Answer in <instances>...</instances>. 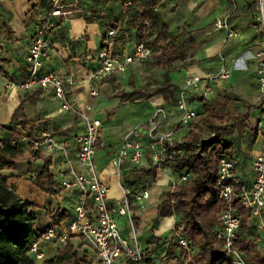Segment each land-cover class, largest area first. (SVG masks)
Returning <instances> with one entry per match:
<instances>
[{"label":"crops","instance_id":"obj_1","mask_svg":"<svg viewBox=\"0 0 264 264\" xmlns=\"http://www.w3.org/2000/svg\"><path fill=\"white\" fill-rule=\"evenodd\" d=\"M199 1L201 0H169L156 10L162 22L167 24L169 35L174 34L172 28L179 26L173 25L171 21L174 12L180 15L181 19L192 22L191 30L203 33L202 40L196 42L197 46L191 48L184 60L163 68L169 69L170 79L176 86L173 100L171 97L167 100L165 95L160 94L145 102L131 104L121 103L116 97L114 87L119 86L121 91L131 92L134 89L131 81L137 90L144 89V80L141 76L145 73L143 70L148 72L146 64L140 68L128 67L124 73L115 75V84H107L105 80L108 78L103 79L99 83L100 95L93 100L95 115L103 123L95 164L102 181L110 189V203L116 205L126 199L129 201V214L118 216L119 229L124 238L131 242L136 239L138 245L146 252L144 264H193L198 250L194 249L190 256H186L175 242H168L180 217L159 216V207L179 180L178 175L170 167L161 166L155 176H142L143 172L154 168L148 157L146 168L139 170L127 164L123 180L118 179L115 169L111 166V160L119 153L123 139L136 127L148 123L159 107L167 111L171 124L178 123L180 116L176 108V99L185 79L191 75L206 78L217 74L223 66L222 59H225L226 65L232 69V75L229 80L214 83L213 96L236 95L247 101L251 107L246 109V113L251 114L248 122L251 128L256 124L262 105L263 95L256 76L261 37L252 28V20L257 13L256 0H235L234 3L229 0H212L210 14H200L194 18L179 13L180 5L196 13L194 9ZM107 2L108 0L103 3H99L98 0H79L80 12L74 13L68 19H55L57 26L47 36L51 58L46 69L61 76L74 78L75 84L69 87L68 92L69 97L79 104L92 101L87 75L97 69L98 65L94 58L103 47L108 31H124L129 20V17L125 19L121 16L117 0L116 5L111 3L107 5ZM51 3L52 0H0V67L8 74L3 76L0 73V126L23 137L31 136L34 132H48L66 147L71 160L76 164V139L84 132V125L76 117L59 112V103L53 93L40 89L28 92L20 89L10 90L7 87L10 83H18L26 77L28 51L35 36V26L45 21L51 10ZM39 5L43 6V11L37 8ZM95 12L97 17L93 16ZM212 14L215 15V20L210 23L207 18ZM227 16H230V26L240 34L228 41L225 30L216 29L217 21ZM88 19L97 20L89 23ZM136 33V30H132L124 44H116L115 50L119 57L132 53V44L137 42ZM194 49L197 51L194 52ZM150 62L154 61L150 60L148 63ZM25 101L26 116L31 121L29 126L31 132H24L10 124L15 111ZM256 101L261 102L258 108ZM121 109L124 114L122 117L118 116ZM185 129L180 130L179 141L188 134ZM263 141V138L253 132L249 137L233 143L231 158L235 163L236 183L242 186L252 183L253 162L261 152ZM22 145L24 155H27L28 144L22 141ZM42 154L52 161L50 170L56 182V195L50 196L37 187V178L44 168V160H37L32 166L27 161L20 160L15 170L0 172L1 176L7 178V187L10 190L24 202L33 203L37 207L34 210L38 217L34 227L37 234L46 229L50 224L51 215L59 209L66 211L69 216L62 224L73 222L76 218L75 209L81 203L80 193L65 191L60 187L68 170L63 154L56 153L52 157L43 152ZM32 175H35L33 179ZM123 186L129 191L128 196L125 195ZM145 191L149 192V198L141 205L137 199ZM241 238L255 241L259 253L264 258V215L263 228L250 221L249 232H241ZM73 242L77 246L81 244L78 238ZM41 249L46 253L45 261H51L63 248L58 242L41 241ZM82 251L89 252L95 264H99L92 251L85 247ZM118 264L133 263L122 258Z\"/></svg>","mask_w":264,"mask_h":264},{"label":"built area","instance_id":"obj_2","mask_svg":"<svg viewBox=\"0 0 264 264\" xmlns=\"http://www.w3.org/2000/svg\"><path fill=\"white\" fill-rule=\"evenodd\" d=\"M147 2L158 1L160 5L169 0H143ZM232 3L235 0H229ZM134 0H119L120 14L126 17L133 8ZM257 13L252 20V28L260 35V52L257 55L258 67L256 70L257 82L263 95L262 105L256 118L254 130L264 140V0H256ZM79 0H52L51 10L42 23L35 26V36L28 51V73L18 83H10V90L22 91L43 90L53 93L59 103V112L76 117L83 125L84 132L76 139V164L66 147L57 141L50 133L34 132L36 139L25 136L22 141L35 150L54 156L62 153L65 164L68 167L60 187L65 191H75L81 195V203L76 207V218L73 222L62 224L47 230L41 241L58 242L61 248L78 238L81 244L92 251L99 264H118L125 258L133 264H144L146 252L134 242L123 237L119 229L118 216L129 214V201L112 205L109 201V187L102 181L101 175L95 164V156L102 135L103 123L95 115L93 100L100 95L99 83L106 78L124 73L128 67H143L152 57V50L145 43H133L132 53L119 57L116 54L114 39L117 30H109L103 41V47L94 58L97 69L88 73L90 82V97L92 101L79 104L69 97L68 89L74 86L72 76H61L56 72L46 69L47 62L51 58L48 34L56 28L55 19H68L74 13H79ZM230 16L221 18L216 23V29L225 30L227 40L237 38L240 34L229 24ZM223 66L217 74L201 78L188 76L176 99V108L180 119L178 123L171 124L167 111L159 107L151 120L136 127L123 139L119 153L112 158L111 166L116 171L120 181L125 174V165L135 169L147 167V158L152 167L160 168L163 163L172 161L182 154L181 149L170 151L179 141V132L187 127L198 117L197 110L191 106L189 99L204 97L210 98L214 94L213 85L219 81L229 80L232 69L222 59ZM145 139V140H143ZM235 163L230 157H223L219 162L218 187L220 198L224 204L218 215V225L214 230L215 239L222 244L232 264H246L244 256L236 251L235 245L240 237L241 218L233 208L232 203L239 201L247 211L251 222L263 228L264 215V141L260 154L253 162V181L248 186H242L237 192L233 185ZM35 175L31 176V179ZM189 175L179 178L174 188L186 183ZM125 195L129 191L123 186ZM149 198V192H143L138 201L144 205ZM184 225H177L171 239L175 238L179 245L189 252V244L184 238ZM74 238V239H72ZM170 239V240H171ZM32 255L38 262L46 260V253L41 249V242L35 244Z\"/></svg>","mask_w":264,"mask_h":264},{"label":"trees","instance_id":"obj_3","mask_svg":"<svg viewBox=\"0 0 264 264\" xmlns=\"http://www.w3.org/2000/svg\"><path fill=\"white\" fill-rule=\"evenodd\" d=\"M159 6L158 1L134 0L131 11H137L133 14L130 11V17L127 15L129 20L126 29L118 32L114 42L115 47L117 43L124 44L130 32L136 30L137 42L145 43L152 50L151 59L155 60L157 67L163 69L184 60L191 48L197 45L193 42L192 46H178L175 38L169 40V28L156 13ZM93 16L97 17V13H93ZM95 20L97 19H88V22ZM0 73L8 76L1 67ZM115 82L114 76L105 80L107 84ZM131 86L134 87L131 92L116 93L121 103L139 104L160 94L165 95L167 100L169 97L173 100L176 91L168 72L164 75V82L153 93H146V88L137 90L133 81ZM196 99L200 102V97ZM232 102V97L228 95L211 100L204 98L203 102H200L202 111L198 116H206L203 124L208 126L212 137L203 138L198 132L199 126H195L175 147L170 148V151L181 149L182 154L162 165L170 167L179 178L184 175L190 176L186 183L177 185L166 195V199L159 207V216L180 217L177 225L185 226L183 235L189 244V252L181 247L175 238L168 242H175L186 256H190V253L197 249L193 264H232L222 244L214 237V230L218 225L217 217L224 207L218 187L219 162L223 157L231 158L229 155L232 154L233 145L225 141V135L246 126L251 117L250 112L243 115L233 114L230 109ZM25 105L26 101L15 111L10 124L24 132H31L29 127L31 121L26 116ZM31 137L37 138L33 133ZM23 138L19 133L6 131L0 126V172L15 170L20 160L27 161L30 166L37 160H44V168L37 178V187L50 196L56 195V182L50 170L51 159L44 157L42 151L35 150L32 146H28V154L24 155ZM157 170V167L151 168L143 172L142 176H155ZM233 185L239 192L242 185L235 181ZM232 206L241 218V232L248 233L250 218L247 211L239 201L233 202ZM36 209L35 204L24 202L10 190L7 187V178L0 175V264H95L93 256L87 251H82L84 246L75 245L73 240L64 249L59 250L53 260L38 262L32 255L33 246L41 242L48 229L60 226L69 216L66 211L59 209L51 215L50 224L46 229L37 234L34 231L38 220L34 212ZM241 232L235 245L236 251L244 256L246 264H264V258L259 253L256 242L247 238L242 239Z\"/></svg>","mask_w":264,"mask_h":264},{"label":"rangeland","instance_id":"obj_4","mask_svg":"<svg viewBox=\"0 0 264 264\" xmlns=\"http://www.w3.org/2000/svg\"><path fill=\"white\" fill-rule=\"evenodd\" d=\"M105 0H98L99 3H103ZM107 1V0H106ZM201 0L198 2V5L197 7L194 9L196 10V13H194L193 10H187L185 7H183L182 5L179 6L178 8V11L179 13L182 14H188L189 16H191L192 18L194 17H199L200 14H210L209 12L212 10V6H211V1L212 0ZM113 4V5H116V0H108L107 2V5L108 4ZM32 6V5H31ZM39 10L43 11V6L42 5H39L37 7ZM137 10L135 11H131V14H133L134 12H136ZM190 11V13H189ZM174 12V11H173ZM172 12V13H173ZM129 14V17L130 15ZM172 23L173 25H179L178 27L176 28H172L173 31H174V34H168V37H169V40L175 38L177 40V44L178 46H182V45H189V46H192V43L193 42H199L202 40V34L201 32H195L192 29V22L190 20H183L181 19V16L176 14L175 12L172 14ZM171 16V14H170ZM125 19L128 18V16L124 17ZM207 20L210 21V23H213L214 20H215V15L212 14L210 15ZM171 23V22H169ZM154 38L151 39V41H153ZM197 49H194V52H196ZM151 60H153L154 62H150V63H146V66L145 68H147L146 70H148V72L146 73L145 70H143V75L141 76L144 80V89L146 88V93H153L155 92L159 87L160 85L164 82V75L166 72L169 71V69H160V68H157L156 64H155V60L152 58ZM163 70V71H162ZM115 90H113L114 93H117L118 91H121V89H119V86L118 87H114ZM218 96H212L209 100L213 99V98H217ZM234 99H233V102L231 103L230 105V109L232 111L233 114H240V115H243L246 113V109L248 108H251L249 107V104L247 103V101H244L243 99L239 98L238 96L234 95L232 96ZM189 102L191 104V106L195 107V109L197 110V112H201L202 111V104L196 99V98H190L189 99ZM248 105V106H247ZM256 105H257V108L260 107L261 105V102L259 103V101L257 102L256 101ZM123 110L121 109L119 112H118V116H121L124 115ZM107 118V117H104V119ZM206 118L205 115H199L197 117V119L191 123V125H189L185 130H186V134L189 133L190 130L194 129L195 126H199V129L198 132L202 134V137L205 138V139H208L210 137H212L210 131H209V128L206 124H203V120ZM225 123H228L225 121ZM252 126L249 125V123L238 129V130H235L234 132H231L229 134H226L225 135V141L228 142V143H231L233 145L234 142H237L238 140H243L245 139L247 136L249 137L251 135V133L253 132H256L254 130V126L253 128H251ZM233 147V146H232ZM231 156V155H229ZM217 221H218V217H217Z\"/></svg>","mask_w":264,"mask_h":264},{"label":"water","instance_id":"obj_5","mask_svg":"<svg viewBox=\"0 0 264 264\" xmlns=\"http://www.w3.org/2000/svg\"><path fill=\"white\" fill-rule=\"evenodd\" d=\"M199 100H200V102H203L204 97L201 96Z\"/></svg>","mask_w":264,"mask_h":264}]
</instances>
